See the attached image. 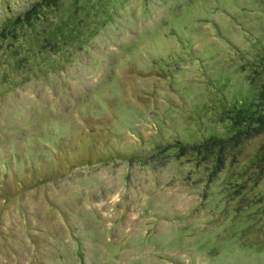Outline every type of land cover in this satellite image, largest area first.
Listing matches in <instances>:
<instances>
[{
  "label": "rangeland",
  "instance_id": "1",
  "mask_svg": "<svg viewBox=\"0 0 264 264\" xmlns=\"http://www.w3.org/2000/svg\"><path fill=\"white\" fill-rule=\"evenodd\" d=\"M263 90L264 0H0V264H264Z\"/></svg>",
  "mask_w": 264,
  "mask_h": 264
},
{
  "label": "trees",
  "instance_id": "2",
  "mask_svg": "<svg viewBox=\"0 0 264 264\" xmlns=\"http://www.w3.org/2000/svg\"><path fill=\"white\" fill-rule=\"evenodd\" d=\"M262 98H264V90L262 91ZM243 110H240V113ZM247 118L242 117L241 115L239 116V118H241V120H252V122H258V124H263L264 125V112H261L259 114L257 113H252V115H249V113H246Z\"/></svg>",
  "mask_w": 264,
  "mask_h": 264
}]
</instances>
